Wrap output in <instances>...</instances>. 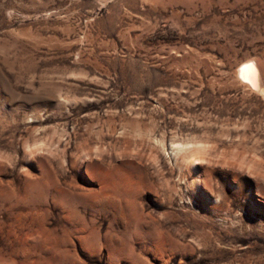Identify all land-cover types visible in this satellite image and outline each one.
<instances>
[{
  "label": "rangeland",
  "instance_id": "obj_1",
  "mask_svg": "<svg viewBox=\"0 0 264 264\" xmlns=\"http://www.w3.org/2000/svg\"><path fill=\"white\" fill-rule=\"evenodd\" d=\"M0 264H264V0H0Z\"/></svg>",
  "mask_w": 264,
  "mask_h": 264
},
{
  "label": "bare ground",
  "instance_id": "obj_2",
  "mask_svg": "<svg viewBox=\"0 0 264 264\" xmlns=\"http://www.w3.org/2000/svg\"><path fill=\"white\" fill-rule=\"evenodd\" d=\"M237 76H238V78L246 79L247 81H249L253 85L259 84L258 82L260 79L258 77L257 67L255 66V64L251 60L245 61L240 65V67L237 70Z\"/></svg>",
  "mask_w": 264,
  "mask_h": 264
}]
</instances>
